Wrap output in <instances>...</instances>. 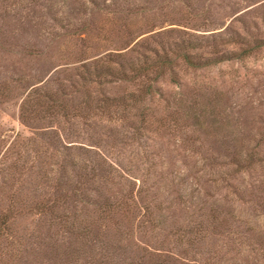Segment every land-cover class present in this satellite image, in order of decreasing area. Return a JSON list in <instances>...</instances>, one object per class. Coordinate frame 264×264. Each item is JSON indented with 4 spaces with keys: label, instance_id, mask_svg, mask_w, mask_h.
<instances>
[{
    "label": "rangeland",
    "instance_id": "374dc122",
    "mask_svg": "<svg viewBox=\"0 0 264 264\" xmlns=\"http://www.w3.org/2000/svg\"><path fill=\"white\" fill-rule=\"evenodd\" d=\"M66 183L150 215L19 208L0 263L264 264V0H0V212Z\"/></svg>",
    "mask_w": 264,
    "mask_h": 264
},
{
    "label": "trees",
    "instance_id": "16d2710c",
    "mask_svg": "<svg viewBox=\"0 0 264 264\" xmlns=\"http://www.w3.org/2000/svg\"><path fill=\"white\" fill-rule=\"evenodd\" d=\"M184 58L186 61H189L187 53H183ZM142 64L145 66L148 65V61L145 60ZM63 159V158H62ZM67 163V162H66ZM70 163V160H69ZM74 162H71L70 164L73 165ZM60 170V176L67 174L68 170L63 168L64 162L58 163ZM83 176V179L79 181L83 182L84 177L86 175V171L80 172ZM91 175L90 182H94L93 180H97V178H103V179H111V176L108 175V171H97L95 173L89 172ZM79 174V176L81 175ZM96 174V177H95ZM68 176V174L66 175ZM94 177V178H93ZM65 182V181H64ZM58 183V182H57ZM63 188H59L57 195L60 196V200L58 201H52L47 202L46 200H41L38 202H30L26 203L25 205L21 206H14L13 210L12 208H5L4 211L0 212V236L10 232V223H9V217L13 215V213H17L19 208H24L27 211H33L35 213H38L40 216L46 217L47 220L51 221L52 223L58 224L61 228H64V230L67 232L68 236H80V245L86 244L87 239L89 238V235H91V225H89L88 221L85 220V216H90L91 210H96L99 212V214H103V216L106 218H112L113 220H119L118 214L123 212L124 209L132 207H137V210L140 211L143 215L149 216L150 215V201H145L142 204H137L132 201L133 194L130 192L131 188L124 189L120 188L118 191H110L109 186H105L103 190L99 189L96 185L89 186L88 189H84L82 186L79 187L78 183H66ZM90 185H92L90 183ZM78 187V188H77ZM83 188V189H82ZM79 191L78 194H76V191ZM74 195L77 199H79V203L74 202L72 204V199L74 197H71ZM67 197H71L69 200V203L67 202ZM138 206L140 207L138 209ZM59 208L58 211H56ZM11 213V214H10ZM102 216V215H100ZM91 224V223H90ZM197 229V228H196ZM189 232L190 230H186ZM185 234V240L189 244L192 242L195 236H190L188 233ZM193 233H197L193 231ZM88 237V238H86ZM70 240V239H69ZM150 252V251H149ZM153 255H155L156 263L155 264H164L166 261L170 263H174L175 257L171 256L170 253L164 254L163 256L159 254H154V252H150ZM144 256V255H142ZM140 256V257H142ZM76 264H98L97 262H93V258L87 259V261H82L81 263ZM73 261V263H74ZM133 261H125V264H132ZM136 262V261H135ZM101 263H105V260L101 261ZM5 264V263H0ZM109 264V263H108ZM175 264V263H174Z\"/></svg>",
    "mask_w": 264,
    "mask_h": 264
}]
</instances>
